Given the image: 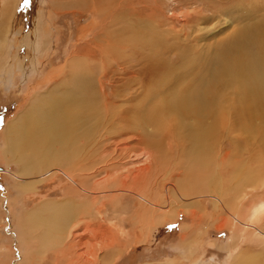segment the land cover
Returning a JSON list of instances; mask_svg holds the SVG:
<instances>
[{"label":"bare ground","instance_id":"6f19581e","mask_svg":"<svg viewBox=\"0 0 264 264\" xmlns=\"http://www.w3.org/2000/svg\"><path fill=\"white\" fill-rule=\"evenodd\" d=\"M5 1L0 13L3 25L13 18L17 3ZM89 1L92 7L103 8L104 0ZM245 3L246 0H233L224 9L216 1H209L200 14L212 12L214 17L216 13H231L235 6L241 8ZM85 4L82 0L76 2L79 8ZM248 4L254 11L242 9L241 20L253 21L252 24L238 27L230 40L209 50L190 44L182 48L167 46L156 30L148 34L129 27L114 32L112 46L111 38L105 35L107 41L101 49H89L75 57L57 84L30 102L5 131L4 159L19 165V174H12L13 177L22 180L24 176L45 174L55 166L69 168L70 171L58 168V172L67 176L69 193L84 199L73 196L60 204L43 202L21 219V238L26 234L24 229L29 233L39 231L44 244L49 238L54 240L53 245L60 238V245L63 239L72 238L83 253L73 258L67 249L62 254L65 258L78 264L84 260L99 261L98 251L113 249L118 243L112 227L93 224L105 202L114 201L110 195L113 190L135 198V224L150 228L169 224L178 217V209L184 208L191 210L189 215L196 221L216 217L220 230L229 228L231 240L222 246L229 258L244 243L264 245V15L263 20L258 17L255 21L253 14L264 8L258 3ZM180 32L186 35L184 30ZM124 45L136 60L129 67V73L133 70L134 75H128L129 82L123 86L127 88L122 90L115 89L111 79L117 74L112 70L96 72V57L99 55L104 61L108 52L112 54L114 48ZM7 48L8 43L2 40L0 66L8 57ZM115 55L124 60L126 53ZM120 62L118 70L126 61ZM135 85L141 86L140 95L125 102L128 98H122ZM106 86H112L110 92L103 88ZM126 135H133L138 145L155 149L157 156L149 148L132 153L134 147L119 140ZM165 144L174 146L169 163L170 156L167 158L162 148ZM70 159L77 162L67 167L72 164ZM108 163H117V170L106 173L101 180L93 177L99 172L98 166L104 169ZM156 164L167 165L169 187H161L159 172H154ZM41 175L30 183L41 182ZM22 183L27 190L30 183ZM254 193L258 195L255 197ZM191 197L214 199L217 213L208 216L206 203L202 205L196 199L182 203ZM115 249L113 258L118 259L122 251L119 246ZM233 263L264 264V258L242 252Z\"/></svg>","mask_w":264,"mask_h":264},{"label":"rangeland","instance_id":"374dc122","mask_svg":"<svg viewBox=\"0 0 264 264\" xmlns=\"http://www.w3.org/2000/svg\"><path fill=\"white\" fill-rule=\"evenodd\" d=\"M82 1L86 2L87 5L79 8L76 6V2L79 4V0H27V3L25 0H17L13 18L7 21L6 25H3L0 16V44L2 40L7 42V51L9 52L8 57L3 58L6 59L3 66H0V264H22V262L23 264H78L65 258L62 254L67 249V252L74 254L73 258L83 253L81 247L80 250L76 247L77 243L72 238L63 239L62 245H60L61 238L58 239V242L60 240L59 243L55 240L56 246L55 242L54 245L52 243L54 240H50V238L44 244L39 231L29 233V230L24 229L26 234H23L22 238L20 232L21 219L28 216L27 214L35 212L43 202L55 201L53 203L60 204L68 198H74L75 194L70 191L71 196L69 193L71 186L68 184L67 176L60 171L58 172V168H61V171H70V169L55 166L52 169L55 168L57 171L51 169V171H45L47 174L42 172L41 174L44 176L41 174H36L35 177L29 176V178L24 176L23 181L21 178L20 181L12 175L19 174V165L4 159L7 144L5 131L8 125L23 114L34 98L43 95L57 84L56 82L68 71L67 69L75 57L89 49H101L102 44L107 41L105 35L108 39L111 38L112 46L115 44L113 40L115 34L129 27V29L136 28L135 30L139 33L147 32L150 34L149 31L156 30L157 34L162 36V43L170 47L177 45L182 48L183 45L190 44L192 47L209 50L217 44H223L225 40H230L238 27L240 29L243 24H252L253 21L241 20L242 9L248 8L254 11L253 6H250L248 2L258 3L264 8L262 5L264 0H246V6L242 5L241 8L235 6L234 9H231V13L229 11L224 14L216 13L213 17L212 12L203 13L204 16L202 13L200 14L205 4H209V1H216L220 7L226 9L229 8V3L233 0H104L103 5L100 0L103 7L101 9L98 5L92 7L89 0ZM5 2V0H0V13ZM253 14L256 16L255 21L258 17L261 20L264 9L255 11ZM115 18L116 20H114ZM182 30L186 32L185 36L180 32ZM114 32L116 33L113 34ZM162 32L169 35H164ZM36 33L39 36H36ZM129 49L125 45L117 46L112 54L108 52L105 55L104 61L101 60V56L97 55L96 57L98 61L96 72L101 73L109 68L112 73L117 74L111 79L112 83L116 85L115 89L121 88L123 90L124 83L129 82L128 75H134L133 70L129 73V67L134 66L133 61L136 58L132 56L131 52L129 54L127 51ZM115 52L119 56L126 53L124 60H121L118 55L116 56ZM192 55L194 56V54ZM120 61H126L123 70L116 69ZM106 63L108 64L105 65ZM112 86L103 88L110 92ZM134 88L130 90L126 98H122H128L125 102H128L132 96L137 98L140 95L141 86L135 85ZM133 97L132 99H134ZM125 137H127L126 140ZM125 137H120L119 140L126 141L130 147H134L132 153L148 150L147 145H138L137 140L132 139L133 135L131 138L128 135ZM162 148L164 153L166 152L165 156L167 158L170 156L167 160L168 163L171 162L174 146L165 144V147L163 145ZM149 150L155 152V149L149 148ZM154 155L157 156V152ZM70 162L72 164L67 165V167H72L77 161L70 159ZM111 163L110 165L109 163L106 164L107 166L103 165L104 169L102 166H98L99 172L95 168L97 173L93 174V177L96 176L97 179L101 180V177H106L108 173L117 170L115 168L117 163L114 165ZM156 165L154 166L156 167ZM163 165H158L154 170V172H159V182L162 183V188L165 185L169 187L170 180L166 176L167 165H164L166 168H163ZM118 167L120 168L122 165ZM95 170L91 173H94ZM40 175L42 176L39 178L42 179L41 182L30 183L33 178L36 179ZM24 181L30 183L27 190L22 188ZM111 192V198L114 197L115 202L110 201L111 199L109 202L106 201L105 208L101 210V213L95 217L94 223H92L112 227L115 238L118 240L117 246L113 249L108 248L107 252L105 250V252L98 251L99 261H91L92 263L88 261L87 263L84 260L79 264H234L235 257L242 252L261 254V257L264 258V247L262 248L264 245L259 243L253 245L248 244V242L242 244L241 249H238L239 251L234 252L233 258H229L228 252L222 248L225 243L227 244L231 240L232 234L229 228L220 230V223L218 224L216 217L200 222L196 221L189 215L190 209L187 211L184 208L178 209V217H174L171 223H167L168 225H157L150 228L147 224H145L146 227L141 223L135 224L134 214L137 208L135 198L130 194H118L113 190ZM253 195L256 197L258 194L254 193ZM75 198L76 200L78 198L84 199L79 194ZM195 199L194 197L187 198L182 203L194 200L198 202L199 200L202 205L206 203L208 216L217 213L214 209V203H216L214 199L208 201L204 198L200 199V197H195ZM112 207L114 208L112 209ZM24 213L27 214L24 215ZM17 229L19 231H16ZM141 229L142 231H140ZM48 242L50 243L48 244ZM118 246L122 252L120 257L115 259L113 253ZM44 247L49 248L45 249Z\"/></svg>","mask_w":264,"mask_h":264},{"label":"snow or ice","instance_id":"6c2138e0","mask_svg":"<svg viewBox=\"0 0 264 264\" xmlns=\"http://www.w3.org/2000/svg\"><path fill=\"white\" fill-rule=\"evenodd\" d=\"M25 3H27V0H25Z\"/></svg>","mask_w":264,"mask_h":264}]
</instances>
